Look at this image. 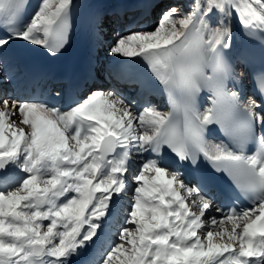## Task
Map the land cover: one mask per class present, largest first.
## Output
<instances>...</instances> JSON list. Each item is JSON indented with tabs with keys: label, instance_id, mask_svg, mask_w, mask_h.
<instances>
[{
	"label": "snow or ice",
	"instance_id": "snow-or-ice-1",
	"mask_svg": "<svg viewBox=\"0 0 264 264\" xmlns=\"http://www.w3.org/2000/svg\"><path fill=\"white\" fill-rule=\"evenodd\" d=\"M29 6L0 0V56L16 41L53 56L69 43L74 0H39L26 19ZM233 19L264 44V0H193L117 35L110 54L148 67L167 112L115 89L66 109L0 92V264H264V73L259 102L228 89ZM169 156L203 159L249 206L217 205Z\"/></svg>",
	"mask_w": 264,
	"mask_h": 264
},
{
	"label": "bare ground",
	"instance_id": "bare-ground-1",
	"mask_svg": "<svg viewBox=\"0 0 264 264\" xmlns=\"http://www.w3.org/2000/svg\"><path fill=\"white\" fill-rule=\"evenodd\" d=\"M133 1L134 0H74V7L72 11V31L69 38V43L65 46L64 49V57L70 58L75 56L82 47L89 46L95 40V46L101 49V61L102 63L106 64V66L107 65L110 66L119 60L126 59V58H121L119 56H113L109 52V48L117 39V35L118 34L120 35V29H116L112 32L110 31L107 41H101L99 39L100 35L96 36L95 34L92 33L91 27L86 26L85 20L87 19L88 15L94 10L95 6H98V8L100 9L103 7H108L113 3L124 4V3H133ZM169 1L170 0H167V2ZM192 3L193 0H185L176 4L175 6L181 8L182 11H189L190 5ZM159 19H160V15L159 18L157 19V22L159 21ZM232 26H233L234 36L232 41V47L229 51L231 53H235L241 47L242 36L245 34V32L235 19L232 20ZM6 67H7L6 65L0 63V81H2V83H0V92L8 95L9 91L11 90L12 84L8 80ZM237 74L241 79H243L244 81L246 80L245 75L241 71H238ZM107 77L108 74L104 76V79H106ZM102 90L107 91L112 89L109 87L108 84L106 85V88ZM244 96H245L244 102H247L249 98V93L245 92ZM126 99L131 101L130 96L127 97ZM153 107H156L162 111L167 112L163 104H155L153 105ZM216 142H220V141H216ZM145 158H146V153H144L143 155H137L136 157L137 164H139V162ZM187 181L189 182V180ZM214 201L216 202L217 205L220 206L219 200L217 198H215Z\"/></svg>",
	"mask_w": 264,
	"mask_h": 264
},
{
	"label": "rangeland",
	"instance_id": "rangeland-1",
	"mask_svg": "<svg viewBox=\"0 0 264 264\" xmlns=\"http://www.w3.org/2000/svg\"><path fill=\"white\" fill-rule=\"evenodd\" d=\"M182 11V10H181Z\"/></svg>",
	"mask_w": 264,
	"mask_h": 264
}]
</instances>
